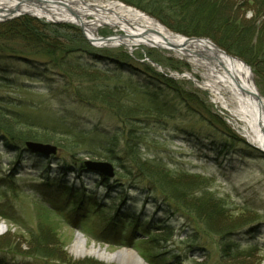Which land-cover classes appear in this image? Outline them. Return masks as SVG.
<instances>
[{
    "label": "rangeland",
    "instance_id": "obj_1",
    "mask_svg": "<svg viewBox=\"0 0 264 264\" xmlns=\"http://www.w3.org/2000/svg\"><path fill=\"white\" fill-rule=\"evenodd\" d=\"M100 1L126 5L121 1ZM220 3L225 8L220 9V15L224 11L225 18L236 20L239 27L253 30L249 35L250 40L246 38L239 43L249 53L255 54L261 50L260 47L264 46V0H222ZM148 16L175 35L212 41L203 36L187 37ZM23 17H31L49 25H65L31 15H19L12 19L7 17L0 25ZM87 19L92 20L91 17ZM168 23L175 24L170 18ZM68 32L72 36V31ZM95 34L98 38H107L124 35V32L103 26ZM86 41L93 49L107 51L112 55L127 54L134 61L146 62L157 73L181 83L184 90L179 85L181 96L193 107L194 112L183 107L184 110L176 116L174 124L186 130L188 135L174 133L169 127V131L151 135L155 141L151 140L149 149L145 151L146 157L161 161L167 172H170L164 178L168 180L166 183L160 181L159 174L155 179L160 181L163 189L172 193L173 198L179 200L180 205L173 200L167 203L162 201L163 197L170 198L164 193L155 204L151 191H135L132 183L125 185L116 175L107 178L94 173L77 172L78 164L86 165L90 160L113 162L89 157L87 154L75 156L72 161L70 154L59 147H71L64 132L68 129L90 133L97 127L101 131L99 128L110 129L103 124L110 126L112 122L104 107L89 108L76 102L64 104L62 100L67 97L63 90L65 78L60 76L57 69L48 75L56 82L50 84L51 89L45 82H41L43 79L30 75L26 69L11 76L4 74L0 76V264H121L115 260L101 259L97 253L106 257L117 255L122 248L120 244H124L127 237L132 240L126 249L142 259L143 264H264V157L252 158L254 156L246 150L228 149L229 154H225L222 147L213 150L216 143L211 142L213 146H209L203 137L205 135H201L208 128L213 131L217 126V119L208 117L206 113L212 110V114L218 115L230 132L257 149V146L250 143L249 135L242 129L243 125L235 121L206 89L208 86L205 85L211 82L206 67L194 58L183 57L174 51L147 47L129 50L125 46L102 48ZM28 44L19 40L14 43L1 40L0 51L20 55L27 58V61L42 62L56 58L49 54L48 45L46 49H39ZM168 61L176 67L180 66L179 71L167 66ZM248 66L254 85L264 98L263 76L255 74L252 67ZM98 67L100 71L95 68L86 72L79 69L75 75L88 74L94 80H103L110 85L130 84L124 74L129 72L117 70L109 63ZM112 70L119 74L115 76ZM76 84L71 85V88ZM71 88L68 91L72 92ZM52 89L65 92L64 97L54 96L51 94ZM198 92L204 94L203 99L198 98L201 95L199 93L197 96ZM196 98L201 99L206 106L198 104ZM4 109L9 111L11 117L6 115L7 110L5 113ZM198 121L201 123L198 124ZM32 124L39 130H32L37 135L36 139H32L28 133L27 128ZM11 133L28 140L24 144L17 142L14 137L10 138ZM7 139L12 144L7 146ZM28 143H48L57 147L56 161H49L48 156L43 159L32 156ZM113 164L117 174L119 168ZM177 174L183 178L175 181L173 176ZM204 192L209 193L208 198H205ZM75 202L81 204L71 208ZM184 205L199 208L208 220V226L198 223L194 219L195 214L191 212L190 215ZM117 216H121L117 226L107 228L106 223ZM126 217L138 224L148 221L151 226L147 231L140 230L141 233L135 235L133 227L126 226L127 222L122 220ZM78 237L84 240L85 248L92 251V254L85 257L75 255L73 247ZM3 248L9 250L2 251ZM31 251L48 254L51 258H34L30 255Z\"/></svg>",
    "mask_w": 264,
    "mask_h": 264
},
{
    "label": "trees",
    "instance_id": "obj_2",
    "mask_svg": "<svg viewBox=\"0 0 264 264\" xmlns=\"http://www.w3.org/2000/svg\"><path fill=\"white\" fill-rule=\"evenodd\" d=\"M114 1H121L126 5L135 7L158 19L169 29L187 37H209L229 55L244 60L245 63L252 67L255 74L260 77L263 76L264 79V46H261V50L253 54L249 53L247 48L239 43L246 38L247 41L250 40L249 35L253 33V30L243 26L239 27L236 20L225 18L224 11L223 15H220V9H225L220 3L222 0ZM169 14H174L175 16H170ZM169 18L175 23L174 25L168 23ZM68 30L72 31V36L69 35ZM1 40H5L8 43H14L17 40L24 41V43H29L28 45L38 47L39 49L43 47L46 49L48 45L49 54L54 55L56 58L42 62L27 61V58H23L20 55L0 51V76L4 74H10L11 76L12 74H16V72H22L26 69L30 72V75L43 79L44 81L41 82H45L51 89L50 84L54 85L56 82H54L55 79L53 77L48 75L57 69V72L61 74L60 76L65 78L64 88H62L66 93L61 91L55 92L52 89L51 94L56 97L62 96V98L67 96L62 100L64 104L76 102L80 106L85 105L89 108H96V106L104 107L110 115L109 119L112 122V124H109L110 126L104 125L101 121L104 127L110 129L103 130L99 128L101 130L99 131L97 127L90 133L85 131H70L68 129L64 132V137L67 138V142H70L71 147H66L65 145H59V147L70 154L72 161H74L73 157L83 154H87L89 157L107 159V161L117 165L119 171L116 176L121 181H124L125 185L132 183V189L135 191H151V193L154 194L153 199L155 200V204H157L160 196H163L162 194L164 193L165 196H169L170 198L163 197L162 199L164 200L162 201L167 203L173 200L175 204L178 206L180 205L178 203L179 200L173 198L171 196L172 193L167 192L160 184V181L164 183L168 182V180H164V178L170 175V172H167L161 161L150 159L148 156L147 158L145 151L146 148L149 149L150 141H155L151 136L153 134L163 133L171 129L174 133L178 132L180 134L184 133L183 135H188L186 130L178 128V125L174 124L176 122V116L180 115L183 107L188 108V111H192V113L194 112L193 107L187 104L181 96V90H183L181 83H176L164 77V75L157 73V71L146 62L140 63L136 60L135 62L134 59L127 54L126 56L112 55L107 51L102 52L93 49L87 43L81 30L72 25H49L31 17H23L12 23L0 25V41ZM71 60L73 63H71ZM104 63H109L110 66L116 67L115 69L117 70L123 69L129 72L124 74H126L125 78L129 79L130 84L110 85L103 80H94V77L88 74L78 77L75 75V72L79 69L86 72V70L95 68V70L100 71L98 65H105ZM168 63L167 66L179 71L180 66L176 67L171 61H168ZM102 70L106 71L105 69ZM114 70L111 72L113 73ZM113 74L117 76L119 73ZM75 83H77L75 87L71 88V85ZM262 83L264 84V81H262ZM179 85L182 87L181 90L179 89ZM69 88L72 89V92L68 91ZM199 93L200 92L196 95L198 96ZM200 94L198 98L200 97L203 99L202 97L204 94ZM196 100H198V104L202 103L205 105L203 101L197 98ZM6 110L7 109H4L5 113ZM8 113L9 111L7 110L6 115L10 116ZM206 113L208 117L212 116L217 119V126L214 127L213 131L208 128V131H204V133L201 132L202 136L205 135L203 137L208 142L209 146H213L211 142L216 143L212 148L213 150L217 151L219 147H222L225 154H229L228 149H232V151H247L249 155L254 156L252 158L264 157L259 150L249 146L232 131L230 132L224 121L218 115L217 117L212 114V110H208ZM200 123L201 122L198 121V124ZM36 128L38 127H35V125L27 128L29 129L28 133L31 134L32 139H36L37 137L32 131H39ZM13 137L17 142L21 141L22 144L28 140L23 138L24 136L19 137L11 133L10 138ZM6 141L7 146L8 144H12L8 139ZM29 153L32 156L42 159L47 158V156L38 153H32L30 151ZM47 159L53 162L56 161V158L52 156ZM78 165L79 169L77 172L80 171L82 173L91 174V172L87 171L85 163H80ZM64 170L70 171L68 168H64ZM158 174L161 176L160 181L155 179ZM172 174L174 175L175 173ZM173 178L176 181L183 178V176L177 174L173 176ZM119 179H117L116 182H118ZM103 180L106 181L104 177ZM174 182L171 184H174ZM203 194L205 198L209 197V193L204 192ZM80 204L81 203L75 202L72 204L71 208H76ZM218 204L219 202L217 205ZM184 206L190 213L192 212L195 214L197 219H194L198 223L204 224L205 227L206 225L208 226V220L204 218L199 208L191 205ZM192 213L190 215H192ZM119 217L121 216H117L110 220L113 224L109 221L105 226L107 228H111L112 225L117 226ZM189 218L193 220L192 216ZM122 220L124 223L127 222V224H125L126 226L133 227L135 235L138 232L141 233L140 230L147 231L151 226V223L148 221L138 224L127 217L122 218ZM105 240L107 241L108 239L105 237ZM131 240L130 237H127L126 241H124L125 243L120 245L129 247L131 245ZM4 250L6 251L9 249L3 248L2 251ZM30 255L37 259L51 258L48 254L35 251H31Z\"/></svg>",
    "mask_w": 264,
    "mask_h": 264
},
{
    "label": "bare ground",
    "instance_id": "obj_3",
    "mask_svg": "<svg viewBox=\"0 0 264 264\" xmlns=\"http://www.w3.org/2000/svg\"><path fill=\"white\" fill-rule=\"evenodd\" d=\"M12 15H31L48 21L81 25L92 40L97 38L95 33L103 26L124 32L122 37L116 35L113 39L101 44L102 48L125 44L131 50L136 47L167 49L168 42L170 44L184 42L181 37L166 29L155 19L119 2L0 0V19ZM89 17L92 20H88ZM182 54L179 51L178 55ZM204 66L210 73L211 82L208 86L216 102L229 112L235 121L243 125L242 129L249 135L250 143L258 148H264V108L260 109L256 99L251 96L252 93H257V90L249 67L242 61L226 55H219L218 62L204 63ZM73 252L77 257L92 254V251L85 248L81 237L77 238ZM97 255L101 259H111L121 264H143L142 259L125 247H122L113 257H106L99 253Z\"/></svg>",
    "mask_w": 264,
    "mask_h": 264
},
{
    "label": "water",
    "instance_id": "obj_4",
    "mask_svg": "<svg viewBox=\"0 0 264 264\" xmlns=\"http://www.w3.org/2000/svg\"><path fill=\"white\" fill-rule=\"evenodd\" d=\"M12 16L15 17L14 15H12ZM12 16H9L8 18L12 19L13 18ZM6 19H7V17L5 16L4 18L0 19V22L5 21ZM50 22L74 24V23H70V22H56V21H50ZM74 25H76V24H74ZM77 26H79L82 29L86 39L92 45H94L96 47H102L101 44H103L104 42L109 41V40L114 38V37L95 38L94 40H92L88 37V35L85 31V28L83 26H81V25H77ZM177 36L181 37L184 42H182L180 44H170L168 42L167 43L168 48L164 49V50L174 51L177 54H179V51H181L183 53L181 56L194 58L197 62H199L203 66H204V63L205 64H208V63L212 64L214 62H218L219 55H222V56L226 55L232 59L239 60L236 57L228 55L225 51L220 49L217 45H215L212 41H210L208 39L185 38V37H182L179 35H177ZM119 37H122V36H119ZM96 43H99L100 45H98ZM122 46H125L126 48H128L125 44H122ZM160 49H162V48H160ZM249 69H250V67H249ZM159 70L161 72H163L162 68H159ZM205 86H208V85H205ZM251 96H253L256 99L257 103L259 104L258 105L259 108L263 109L264 108V99L259 95V93L258 92L252 93ZM27 147L35 153H40V154H43L46 156L56 155L58 152L57 147L49 145V144L28 143ZM261 151L264 152L263 147H262ZM86 165H87L88 170H90V171L99 173V174L106 176V177H109V178L114 177V169H113L112 165H110V164L97 163V162H87Z\"/></svg>",
    "mask_w": 264,
    "mask_h": 264
}]
</instances>
